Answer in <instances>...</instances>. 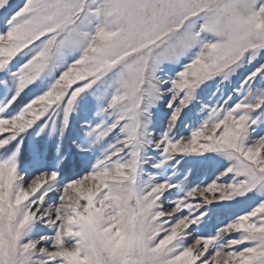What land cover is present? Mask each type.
I'll list each match as a JSON object with an SVG mask.
<instances>
[{"label":"snow or ice","instance_id":"snow-or-ice-1","mask_svg":"<svg viewBox=\"0 0 264 264\" xmlns=\"http://www.w3.org/2000/svg\"><path fill=\"white\" fill-rule=\"evenodd\" d=\"M0 264H264V0H0Z\"/></svg>","mask_w":264,"mask_h":264}]
</instances>
